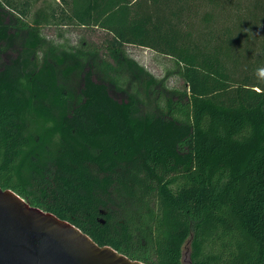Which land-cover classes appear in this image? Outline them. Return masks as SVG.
Returning <instances> with one entry per match:
<instances>
[{"label":"trees","instance_id":"obj_1","mask_svg":"<svg viewBox=\"0 0 264 264\" xmlns=\"http://www.w3.org/2000/svg\"><path fill=\"white\" fill-rule=\"evenodd\" d=\"M54 1L0 0V58L15 49L0 62V186L132 259L181 264L189 239V264H264V54L242 70L246 16L218 32L206 9L201 35L183 29L193 0ZM45 22L106 36L38 60ZM127 45L171 58L183 88Z\"/></svg>","mask_w":264,"mask_h":264},{"label":"water","instance_id":"obj_2","mask_svg":"<svg viewBox=\"0 0 264 264\" xmlns=\"http://www.w3.org/2000/svg\"><path fill=\"white\" fill-rule=\"evenodd\" d=\"M0 264H153L132 259L0 186Z\"/></svg>","mask_w":264,"mask_h":264},{"label":"rangeland","instance_id":"obj_3","mask_svg":"<svg viewBox=\"0 0 264 264\" xmlns=\"http://www.w3.org/2000/svg\"><path fill=\"white\" fill-rule=\"evenodd\" d=\"M146 4L149 0H144ZM222 5L213 4L209 5L206 0H193L191 5V10H195L196 16L190 18L188 25L184 26V30H191L194 33H199L203 35V31L209 29L211 25H205L199 20L200 14L206 9L217 13V19L215 20L212 27L219 32L218 29H223L227 26L232 27L235 23V12H241L246 16L247 21L243 23V27L247 31L246 36L242 40V54H246V58L242 64V70H248L251 66L256 54H264V17L258 16L257 19L250 18V14L254 6V0H218ZM261 6L256 9L260 12L258 14L264 13V0H261ZM54 0H37L33 10H46L47 5H54ZM154 7H150L151 11ZM155 13V12H154ZM41 36L44 38V43L40 49L36 52V57L38 60L41 59L42 55L51 49L54 53L60 51H73L80 48L81 43H86L88 47L99 46L102 44L105 32L98 29H89L85 27H70V26H57L54 24H46V22L39 28ZM236 33L234 31L233 35ZM1 55L0 62H5L10 56L14 55L15 49L6 47ZM127 55L140 64L146 71H148L153 77L157 79H162L163 86L168 88H183V81L177 75L174 69L173 62L171 58L161 55L149 47H141L137 45H127L126 46ZM251 61V62H250ZM250 62V63H249ZM254 62V61H253ZM252 62V63H253ZM264 63V60H262ZM129 79V73L125 75ZM125 78V79H126ZM264 81V80H260ZM135 84L130 81L127 92L134 91ZM140 97L143 102L141 104V109L147 108L150 101L147 102L145 92L143 88L138 86ZM158 92L165 93L162 88H157ZM124 93L123 95H125ZM121 93H117V97L123 96ZM116 96V95H115ZM189 239H186L182 245L181 251V264H189Z\"/></svg>","mask_w":264,"mask_h":264},{"label":"clouds","instance_id":"obj_4","mask_svg":"<svg viewBox=\"0 0 264 264\" xmlns=\"http://www.w3.org/2000/svg\"><path fill=\"white\" fill-rule=\"evenodd\" d=\"M256 76L260 80H264V67H259L256 69Z\"/></svg>","mask_w":264,"mask_h":264}]
</instances>
